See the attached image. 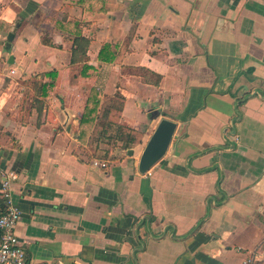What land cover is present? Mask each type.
<instances>
[{
	"label": "crops",
	"instance_id": "obj_1",
	"mask_svg": "<svg viewBox=\"0 0 264 264\" xmlns=\"http://www.w3.org/2000/svg\"><path fill=\"white\" fill-rule=\"evenodd\" d=\"M117 92L137 143L96 157L84 113ZM0 170L29 264H264V0H0Z\"/></svg>",
	"mask_w": 264,
	"mask_h": 264
},
{
	"label": "trees",
	"instance_id": "obj_2",
	"mask_svg": "<svg viewBox=\"0 0 264 264\" xmlns=\"http://www.w3.org/2000/svg\"><path fill=\"white\" fill-rule=\"evenodd\" d=\"M73 44L75 46L73 62L83 63L87 61V40L81 34H76ZM141 71H143L142 74H144L147 79L150 78L151 73L149 71ZM124 101L125 98L123 95L120 92H117L112 97H106L105 103L100 112L97 111L99 106L98 99H95V102L92 105L89 104V106L86 107L82 125L93 124L97 120L96 132L89 143L92 155L96 157L110 158L111 147L118 146L122 151L127 152L132 150L137 143L136 133L132 129L122 126L111 119V115L114 112L122 111ZM93 113H96V115H93ZM101 145H106L109 148L103 149L101 148ZM101 153H103V155Z\"/></svg>",
	"mask_w": 264,
	"mask_h": 264
},
{
	"label": "built area",
	"instance_id": "obj_3",
	"mask_svg": "<svg viewBox=\"0 0 264 264\" xmlns=\"http://www.w3.org/2000/svg\"><path fill=\"white\" fill-rule=\"evenodd\" d=\"M14 73L12 71V74ZM93 164L106 167V164L98 161H94ZM0 176V264H29L26 251L16 232L21 212L12 200L11 188L18 175L13 171L0 170ZM244 264L252 262L246 261Z\"/></svg>",
	"mask_w": 264,
	"mask_h": 264
},
{
	"label": "water",
	"instance_id": "obj_4",
	"mask_svg": "<svg viewBox=\"0 0 264 264\" xmlns=\"http://www.w3.org/2000/svg\"><path fill=\"white\" fill-rule=\"evenodd\" d=\"M15 30L8 35V47L15 37ZM10 62H14V58H10ZM177 130V123L169 120L162 119L157 125L154 133L145 146L138 164V169L141 174L148 173L156 164H158L167 154L172 140ZM132 153V151H130Z\"/></svg>",
	"mask_w": 264,
	"mask_h": 264
},
{
	"label": "rangeland",
	"instance_id": "obj_5",
	"mask_svg": "<svg viewBox=\"0 0 264 264\" xmlns=\"http://www.w3.org/2000/svg\"><path fill=\"white\" fill-rule=\"evenodd\" d=\"M15 81L17 82L16 84H18L19 87H20V85H22V87L26 86L25 87L26 91H24V93H25L24 95L29 97V99H31V90L34 89L33 88L34 87L33 83H35V80L31 78V79H28V80H25V81H23L22 79H15Z\"/></svg>",
	"mask_w": 264,
	"mask_h": 264
}]
</instances>
